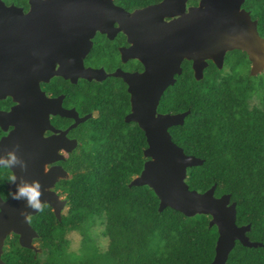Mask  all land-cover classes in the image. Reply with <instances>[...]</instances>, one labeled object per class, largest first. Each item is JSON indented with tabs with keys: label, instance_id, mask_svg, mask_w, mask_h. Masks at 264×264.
Listing matches in <instances>:
<instances>
[{
	"label": "flooded vegetation",
	"instance_id": "flooded-vegetation-1",
	"mask_svg": "<svg viewBox=\"0 0 264 264\" xmlns=\"http://www.w3.org/2000/svg\"><path fill=\"white\" fill-rule=\"evenodd\" d=\"M203 1L1 0L0 155L19 144L18 154L28 167L0 168V210L16 189L8 181L12 174L17 184L19 177L39 181L59 209L58 216L55 206L43 200V212H29L35 233L29 234L30 246L21 244L12 229L4 237L1 257L20 247L34 257L45 255L36 223L43 219L58 225L71 208L66 188L73 186L77 163L132 159L139 155L142 136L143 162L151 158L144 153L148 142L136 114V88L148 59L162 63L164 55H179L175 81L190 72L197 80L210 77L212 66L221 75L230 74L237 60L247 64L245 72L257 74L250 72L247 52L232 48L224 52L221 66L206 57L202 75L195 76L193 55L201 54L205 28L198 9ZM36 3L38 10L33 9ZM240 7L256 20L264 38V0H243ZM61 63L75 74L72 69L59 73ZM173 84L162 90L156 114L186 110L169 108ZM175 125L168 127L170 134Z\"/></svg>",
	"mask_w": 264,
	"mask_h": 264
},
{
	"label": "trees",
	"instance_id": "trees-1",
	"mask_svg": "<svg viewBox=\"0 0 264 264\" xmlns=\"http://www.w3.org/2000/svg\"><path fill=\"white\" fill-rule=\"evenodd\" d=\"M233 66L227 75L212 66L210 77L178 76L169 108L190 112L170 131L186 153L204 158L187 167L189 187L203 191L216 183L215 195L230 193L236 222H249V238L263 242L237 240L225 264H264V71L251 75ZM144 145L142 136L132 159L77 163L73 186L66 188L71 208L58 225L36 223L45 255L20 247L12 256L2 254L6 264H209L218 235L210 214L159 210L149 185L129 184L143 169ZM96 226L99 232H93ZM71 229L81 234L77 249L68 247Z\"/></svg>",
	"mask_w": 264,
	"mask_h": 264
},
{
	"label": "water",
	"instance_id": "water-1",
	"mask_svg": "<svg viewBox=\"0 0 264 264\" xmlns=\"http://www.w3.org/2000/svg\"><path fill=\"white\" fill-rule=\"evenodd\" d=\"M242 1L204 0L198 8L201 17H204L205 28L204 35L201 36V54L193 55V69L197 78L202 75L206 57L211 56L217 65L221 66L224 52L232 48H240L247 52L251 60L252 74L263 70L264 38L258 33L256 20L240 7ZM39 8L40 3H36L33 7L34 10ZM161 32L165 34V28ZM179 58V55L170 57L167 54L163 56L162 63L148 59L146 70L140 74L141 86L136 88V99L139 101L136 114L148 142L144 153L151 158L144 162L141 172L134 175L129 184L149 185L159 198V210L170 206L185 215L210 214L209 225L217 226L218 235L215 253L209 264H225L237 240L246 246L263 245V242L249 238L246 233L250 229L249 222L245 224L236 222V202L231 201L230 193L215 195L216 183L199 191L190 188L185 180L187 167L202 164L204 158L186 153L183 147L171 138L168 127L183 123L190 109L176 113L156 114V105L162 90L169 84H173L175 82L173 74L180 72ZM64 69L73 70L72 66H64L61 63L57 71L63 73ZM87 71V69L82 70L81 74L86 75ZM70 74H75L74 70ZM145 89L148 92H144ZM40 199L53 204L55 213L59 216L56 201L49 191L42 190ZM25 203L23 200L12 199L1 205L0 264H6L1 253L4 237L10 230L17 231L20 234V243L27 246H30L31 235L29 234H35L22 213L36 210L26 208Z\"/></svg>",
	"mask_w": 264,
	"mask_h": 264
},
{
	"label": "clouds",
	"instance_id": "clouds-1",
	"mask_svg": "<svg viewBox=\"0 0 264 264\" xmlns=\"http://www.w3.org/2000/svg\"><path fill=\"white\" fill-rule=\"evenodd\" d=\"M19 149L20 145L17 144L13 149L7 151L6 154L0 155V168L15 169L18 167L21 171H26L28 163L18 154ZM17 180L18 176L16 174H12L8 177V181L16 185L15 191L9 192L10 197L13 200L25 201L26 208L43 212L45 205L40 199L42 196V188L39 181L29 182L19 177L20 182L17 184ZM22 214L27 222H31L32 217L30 213Z\"/></svg>",
	"mask_w": 264,
	"mask_h": 264
},
{
	"label": "rangeland",
	"instance_id": "rangeland-1",
	"mask_svg": "<svg viewBox=\"0 0 264 264\" xmlns=\"http://www.w3.org/2000/svg\"><path fill=\"white\" fill-rule=\"evenodd\" d=\"M234 66V70L236 72H245L248 68L247 64H245L244 62L240 61L238 63H234L233 64ZM223 70H225L223 68ZM99 226H96V228L94 229L93 228V232H99ZM66 236L69 238V248L70 249H77L79 246H80V238H81V234L79 231L75 230V229H71V230H68L66 232ZM106 238L104 236H100V244L102 247H105L106 246Z\"/></svg>",
	"mask_w": 264,
	"mask_h": 264
}]
</instances>
